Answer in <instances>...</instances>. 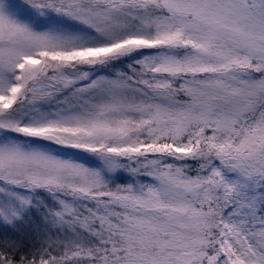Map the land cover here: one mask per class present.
<instances>
[{"label": "snow or ice", "instance_id": "6c2138e0", "mask_svg": "<svg viewBox=\"0 0 264 264\" xmlns=\"http://www.w3.org/2000/svg\"><path fill=\"white\" fill-rule=\"evenodd\" d=\"M0 264H264V0H0Z\"/></svg>", "mask_w": 264, "mask_h": 264}]
</instances>
